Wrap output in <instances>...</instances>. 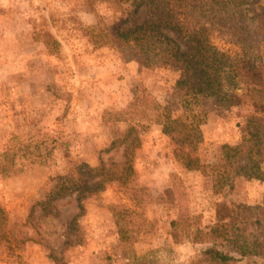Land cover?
I'll list each match as a JSON object with an SVG mask.
<instances>
[{
  "label": "rangeland",
  "instance_id": "rangeland-1",
  "mask_svg": "<svg viewBox=\"0 0 264 264\" xmlns=\"http://www.w3.org/2000/svg\"><path fill=\"white\" fill-rule=\"evenodd\" d=\"M127 9L120 0H0V264H210L209 245L186 236L216 224L261 246L232 264H264V183L222 167V147L240 144L252 109L243 97L230 109L190 100L175 87L181 72L143 68L120 51L110 36ZM143 92L172 118L204 119L202 141L184 148L200 169L181 166L180 143L143 109L151 104L134 106ZM80 165L97 174L90 184L103 180L97 190L78 189ZM113 173L125 183L108 181ZM61 188L69 191L57 197Z\"/></svg>",
  "mask_w": 264,
  "mask_h": 264
},
{
  "label": "trees",
  "instance_id": "trees-1",
  "mask_svg": "<svg viewBox=\"0 0 264 264\" xmlns=\"http://www.w3.org/2000/svg\"><path fill=\"white\" fill-rule=\"evenodd\" d=\"M120 1L128 6L126 17L110 36L120 51L143 68L168 67L181 72V79L175 87L190 100L209 98L217 108L230 109L238 105L240 97L244 98L253 113L246 120L240 144L222 147V167L227 169L223 174L264 183V5L261 0ZM141 12L145 14L143 17ZM216 41L221 42L222 47L217 46ZM139 100L152 105L137 106L139 109L143 107L144 111L151 110L153 121L161 126L162 134L180 143L176 155L181 166L185 170L200 169L199 159L184 148L202 141L200 126L204 119L195 114L190 120L182 116L172 118L152 104L148 95L136 98L134 106ZM183 108H187V103ZM133 132V129H128L125 140ZM135 139L132 138L124 149H132ZM114 145L120 146L118 142ZM112 147L113 144L110 149ZM211 170L216 179V165H212ZM77 171L80 174L78 189H83V193L93 192L103 183L100 179L90 184L97 174L86 165H80ZM129 173L130 167H125V174ZM227 177L220 178V184L226 183ZM107 180L125 183L114 173ZM63 191H69V188H61L57 197L66 196ZM6 221V215L0 209V242L6 235ZM177 225V222L171 224L172 238L176 242ZM238 232L240 234H234V239H231L227 229L222 230L216 224L208 230L195 229L186 237L192 243L209 245L202 255L210 264H232L238 260L237 257H255L258 254L254 251L261 250L259 242L248 241L240 230Z\"/></svg>",
  "mask_w": 264,
  "mask_h": 264
}]
</instances>
